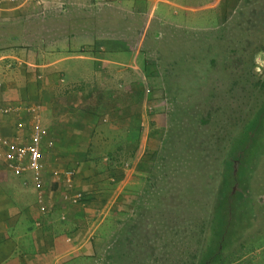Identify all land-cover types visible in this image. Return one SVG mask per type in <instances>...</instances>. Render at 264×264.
Wrapping results in <instances>:
<instances>
[{
  "label": "rangeland",
  "instance_id": "rangeland-1",
  "mask_svg": "<svg viewBox=\"0 0 264 264\" xmlns=\"http://www.w3.org/2000/svg\"><path fill=\"white\" fill-rule=\"evenodd\" d=\"M125 2L113 6L129 10ZM199 5L174 6V23L144 35L130 30L145 72L122 79L120 94L93 91L96 104H126L131 116L146 106L144 121L109 145L113 175L128 187L112 203L108 242L81 264H201L229 204L232 232L208 264H264V0ZM33 17L41 26L57 15Z\"/></svg>",
  "mask_w": 264,
  "mask_h": 264
},
{
  "label": "crops",
  "instance_id": "crops-1",
  "mask_svg": "<svg viewBox=\"0 0 264 264\" xmlns=\"http://www.w3.org/2000/svg\"><path fill=\"white\" fill-rule=\"evenodd\" d=\"M126 1L129 10L113 0H0V106L34 107L51 141L44 148L41 187L0 161V264H81L103 237L108 242L103 229L112 203L128 187L126 178L113 175L108 159L116 153L109 145L122 140L123 128L144 121L146 105L131 116L126 104H96L93 91L120 94L122 79L145 72L130 30L144 35L155 22L174 23V6L192 9L207 0ZM35 14L57 18L40 26ZM22 117L31 121L30 114ZM14 120L0 114V138L28 143L29 126L18 130ZM70 169L76 173L72 185L65 176ZM121 174L128 175L123 168ZM76 193L82 197L74 200Z\"/></svg>",
  "mask_w": 264,
  "mask_h": 264
},
{
  "label": "built area",
  "instance_id": "built-area-1",
  "mask_svg": "<svg viewBox=\"0 0 264 264\" xmlns=\"http://www.w3.org/2000/svg\"><path fill=\"white\" fill-rule=\"evenodd\" d=\"M0 114L9 115L15 120V127L22 130L29 126L30 141L26 144L14 145L9 138H0V161H4L6 169L15 175H30L37 187H41L44 181V148L48 142L49 131L39 121L38 112L34 107L26 103L0 106ZM24 114L31 115V121L22 117ZM28 122V125H27ZM19 138V137H17ZM75 170L70 169L65 172L66 182L72 185L75 179ZM40 201L42 202V194ZM74 200L82 197L81 193H76ZM46 208L43 205L42 210Z\"/></svg>",
  "mask_w": 264,
  "mask_h": 264
},
{
  "label": "trees",
  "instance_id": "trees-1",
  "mask_svg": "<svg viewBox=\"0 0 264 264\" xmlns=\"http://www.w3.org/2000/svg\"><path fill=\"white\" fill-rule=\"evenodd\" d=\"M146 163L148 164V162H146ZM233 209H234L233 205L229 204L226 214L221 219L222 221H224L221 225V233L215 238L214 244H213L212 248L210 249V254H212V255L211 256L209 255V257H207V259H204L201 262V264H208L209 260H210V262H212L214 260V259H212L213 257L218 256L220 253L222 254V252L224 251L225 239L228 235L231 234L232 229H233V218L230 217V215H233ZM145 234L147 235L148 232L143 231V233H142V230H140L141 236H143ZM224 237H225V239H224ZM223 239H224V241H223ZM259 240H260L261 244L259 245L260 247H258V249L260 250V248L264 246V243L261 242V241L264 242V236H261ZM131 241H132V243H134L135 240H131ZM257 245H258V243H257ZM254 248H255V246H252L249 249L252 252V250ZM263 252H264V249H263ZM245 253H246V250H245ZM261 254L263 255L264 253H261ZM230 262H233V261L231 260Z\"/></svg>",
  "mask_w": 264,
  "mask_h": 264
}]
</instances>
